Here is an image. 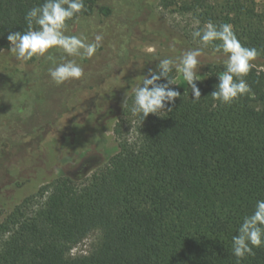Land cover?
Segmentation results:
<instances>
[{
    "label": "trees",
    "instance_id": "obj_1",
    "mask_svg": "<svg viewBox=\"0 0 264 264\" xmlns=\"http://www.w3.org/2000/svg\"><path fill=\"white\" fill-rule=\"evenodd\" d=\"M99 1L85 0L79 18ZM42 3L0 0V50ZM179 12L197 29L231 24L242 46L257 48L245 77L250 91L231 104L214 101L222 63L196 81L198 101L174 84L180 98L143 122L122 106L113 130L118 153L90 177H57L16 205L0 224V264H264V247L242 261L231 255L239 224L264 200V10L256 0H185ZM2 178L15 194L19 179ZM90 238L88 252L74 256Z\"/></svg>",
    "mask_w": 264,
    "mask_h": 264
},
{
    "label": "rangeland",
    "instance_id": "obj_2",
    "mask_svg": "<svg viewBox=\"0 0 264 264\" xmlns=\"http://www.w3.org/2000/svg\"><path fill=\"white\" fill-rule=\"evenodd\" d=\"M170 1L166 8L162 0H100L69 23V35L92 41L103 34L94 57L75 58L85 73L80 80L58 86L48 75L52 65L45 58L18 62L7 51L0 53V224L55 178H88L118 153L113 130L126 93L139 82L135 80L156 68L158 58L197 48L187 37L198 23L179 12L185 0ZM256 2L264 10V0ZM204 52L197 68L201 83L208 69L226 58ZM175 82L186 89L182 75ZM4 175L19 179L15 194L3 190ZM92 241L72 254H86Z\"/></svg>",
    "mask_w": 264,
    "mask_h": 264
},
{
    "label": "clouds",
    "instance_id": "obj_3",
    "mask_svg": "<svg viewBox=\"0 0 264 264\" xmlns=\"http://www.w3.org/2000/svg\"><path fill=\"white\" fill-rule=\"evenodd\" d=\"M85 10V0H43L42 4L33 6L25 15L27 29L13 32L7 36V52L18 62H27L33 58H45L51 62L48 75L56 85L70 80H80L84 75L83 67L75 58L91 59L102 46L103 34H96L92 41L75 34H66L68 22L79 19ZM197 23H199L197 21ZM201 47L185 51L172 58H158L156 70L149 75L138 77L126 93L123 104L132 116L142 122L150 115L164 112L166 105H174L181 94L170 85H178L176 77L182 75L194 96V102L201 99V91L196 81L201 80L197 73L200 57L204 49L211 47L212 55L223 53L226 57L222 63L224 71L218 75L219 83L210 97L221 105L231 104L240 96L250 91L245 77L254 66L259 55L257 48L245 47L240 43L233 26L228 23L214 24L209 21L202 28L193 31ZM171 47V46H170ZM154 49H150L152 51ZM172 51H175L172 48ZM4 50H0V53ZM56 53H60L57 58ZM162 79L167 83H159ZM129 99L131 104L129 105ZM172 109L169 108L170 112ZM237 235L232 237L231 255L242 261L255 255L254 249L264 247V200H258L252 214L244 216L239 224Z\"/></svg>",
    "mask_w": 264,
    "mask_h": 264
}]
</instances>
